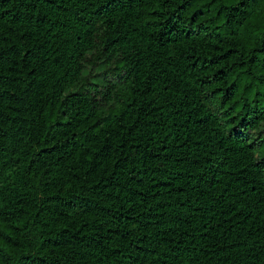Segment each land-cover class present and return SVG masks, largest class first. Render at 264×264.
<instances>
[{
	"label": "trees",
	"instance_id": "1",
	"mask_svg": "<svg viewBox=\"0 0 264 264\" xmlns=\"http://www.w3.org/2000/svg\"><path fill=\"white\" fill-rule=\"evenodd\" d=\"M0 264H264V0H0Z\"/></svg>",
	"mask_w": 264,
	"mask_h": 264
},
{
	"label": "rangeland",
	"instance_id": "2",
	"mask_svg": "<svg viewBox=\"0 0 264 264\" xmlns=\"http://www.w3.org/2000/svg\"><path fill=\"white\" fill-rule=\"evenodd\" d=\"M108 65H109V64H108ZM105 67H107V65H105L104 68H105ZM104 68H102V69H104ZM93 71L96 72V73H97V72H101V71H98V70H97V67H96L95 69H93ZM116 82H117V84H118V88H120V87H126L125 84H124L121 80H119V79L117 80V79H116ZM118 104H119L118 102H114V106H115V107L118 106ZM103 109H104V110H108V109H109V105L104 106Z\"/></svg>",
	"mask_w": 264,
	"mask_h": 264
}]
</instances>
